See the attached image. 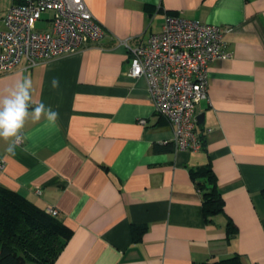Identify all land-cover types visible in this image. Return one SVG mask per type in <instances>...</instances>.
<instances>
[{
	"label": "crops",
	"instance_id": "1",
	"mask_svg": "<svg viewBox=\"0 0 264 264\" xmlns=\"http://www.w3.org/2000/svg\"><path fill=\"white\" fill-rule=\"evenodd\" d=\"M19 1L0 0V30ZM83 1L99 40L0 71V93L27 76L33 101L60 114L55 126L29 120L14 155L0 139V186L55 208L72 230L54 264H199L234 254L264 264V0ZM166 14L218 25L229 53L208 64L196 150L175 148L146 80L128 75L129 47L159 31ZM207 162L224 199L210 222L191 176ZM133 224L146 226L139 241Z\"/></svg>",
	"mask_w": 264,
	"mask_h": 264
},
{
	"label": "built area",
	"instance_id": "2",
	"mask_svg": "<svg viewBox=\"0 0 264 264\" xmlns=\"http://www.w3.org/2000/svg\"><path fill=\"white\" fill-rule=\"evenodd\" d=\"M44 12H49L44 18L46 26L37 28ZM222 34L218 25L166 14L159 31L129 47L128 75L146 80L154 111L169 121L177 149L201 146L195 108L207 98L209 62L229 56ZM102 35L99 22L83 0H20L3 17L0 71L11 70L22 59L29 67L73 52ZM3 165L0 159V168ZM46 211L58 214L50 206Z\"/></svg>",
	"mask_w": 264,
	"mask_h": 264
},
{
	"label": "trees",
	"instance_id": "3",
	"mask_svg": "<svg viewBox=\"0 0 264 264\" xmlns=\"http://www.w3.org/2000/svg\"><path fill=\"white\" fill-rule=\"evenodd\" d=\"M201 142L202 137H201ZM201 193V205L207 222L224 213V199L217 187L210 162L191 171ZM264 208V188L259 194ZM264 229V218L262 220ZM225 229L235 235L237 227L228 217ZM146 226L132 225L134 241H139ZM72 230L57 216L42 209L22 194L0 186V264H54ZM199 264H244L240 256L206 261Z\"/></svg>",
	"mask_w": 264,
	"mask_h": 264
},
{
	"label": "clouds",
	"instance_id": "4",
	"mask_svg": "<svg viewBox=\"0 0 264 264\" xmlns=\"http://www.w3.org/2000/svg\"><path fill=\"white\" fill-rule=\"evenodd\" d=\"M50 84L55 90L59 88L60 81L54 77ZM32 89V80L23 76L0 93V139L11 141L7 152L13 155L26 140L23 130L29 120L36 123L44 118L55 126L59 119V112L50 105L33 101ZM24 150L27 151L26 148Z\"/></svg>",
	"mask_w": 264,
	"mask_h": 264
},
{
	"label": "rangeland",
	"instance_id": "5",
	"mask_svg": "<svg viewBox=\"0 0 264 264\" xmlns=\"http://www.w3.org/2000/svg\"><path fill=\"white\" fill-rule=\"evenodd\" d=\"M49 12H44L42 15V20H38L36 23L37 28H44L46 26V22L44 20L45 17H48Z\"/></svg>",
	"mask_w": 264,
	"mask_h": 264
},
{
	"label": "water",
	"instance_id": "6",
	"mask_svg": "<svg viewBox=\"0 0 264 264\" xmlns=\"http://www.w3.org/2000/svg\"><path fill=\"white\" fill-rule=\"evenodd\" d=\"M200 119H201V115L200 116H196V120L199 122L200 121Z\"/></svg>",
	"mask_w": 264,
	"mask_h": 264
}]
</instances>
